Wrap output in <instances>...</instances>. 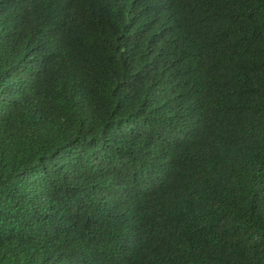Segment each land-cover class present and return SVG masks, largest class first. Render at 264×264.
Returning a JSON list of instances; mask_svg holds the SVG:
<instances>
[{"label":"trees","instance_id":"16d2710c","mask_svg":"<svg viewBox=\"0 0 264 264\" xmlns=\"http://www.w3.org/2000/svg\"><path fill=\"white\" fill-rule=\"evenodd\" d=\"M0 264H264V0H0Z\"/></svg>","mask_w":264,"mask_h":264}]
</instances>
